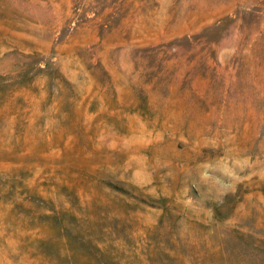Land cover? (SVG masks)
<instances>
[{
	"label": "rangeland",
	"instance_id": "obj_1",
	"mask_svg": "<svg viewBox=\"0 0 264 264\" xmlns=\"http://www.w3.org/2000/svg\"><path fill=\"white\" fill-rule=\"evenodd\" d=\"M0 264H264V0H0Z\"/></svg>",
	"mask_w": 264,
	"mask_h": 264
}]
</instances>
